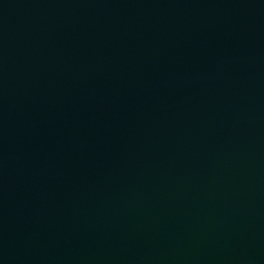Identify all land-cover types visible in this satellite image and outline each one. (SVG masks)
<instances>
[{
	"label": "water",
	"instance_id": "1",
	"mask_svg": "<svg viewBox=\"0 0 264 264\" xmlns=\"http://www.w3.org/2000/svg\"><path fill=\"white\" fill-rule=\"evenodd\" d=\"M0 264H264V0H0Z\"/></svg>",
	"mask_w": 264,
	"mask_h": 264
}]
</instances>
